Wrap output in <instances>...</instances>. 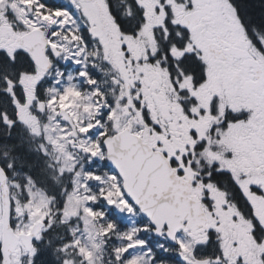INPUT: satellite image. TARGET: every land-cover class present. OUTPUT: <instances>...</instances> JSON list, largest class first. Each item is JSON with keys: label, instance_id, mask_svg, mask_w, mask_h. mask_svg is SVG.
<instances>
[{"label": "flooded vegetation", "instance_id": "flooded-vegetation-1", "mask_svg": "<svg viewBox=\"0 0 264 264\" xmlns=\"http://www.w3.org/2000/svg\"><path fill=\"white\" fill-rule=\"evenodd\" d=\"M34 31L47 40L48 70L34 60L32 36L21 41ZM67 75L71 95L52 93ZM82 109L105 155V140L129 128L198 199L204 217L179 233L190 242L188 264H264V39L252 38L228 0H0V166L11 219L12 179L21 186L28 177L53 204L70 186L71 174L55 176L49 133L65 131L73 158L90 155L75 116ZM115 176L120 201L132 205ZM146 227L152 242L171 246ZM178 245L176 260L187 264ZM22 250L12 264L39 261Z\"/></svg>", "mask_w": 264, "mask_h": 264}, {"label": "rangeland", "instance_id": "rangeland-1", "mask_svg": "<svg viewBox=\"0 0 264 264\" xmlns=\"http://www.w3.org/2000/svg\"><path fill=\"white\" fill-rule=\"evenodd\" d=\"M70 77L71 75H67L65 84L60 82L58 85L56 81L57 87L52 93L59 91L71 95ZM59 96L63 103H67L61 94ZM92 109V116L99 114V105H93ZM75 116L79 121L82 140L90 150V155L84 156L85 158H73L65 150V144L68 142L65 131L56 129L54 125L49 137L57 142L54 157L59 158V166L55 176L57 180H62V175L71 174L70 186L53 204V198L36 187L28 177L21 186L12 179L10 185L15 206L20 212V215L18 212L12 215L14 231L29 232L34 223L45 220L47 223L43 226L42 232L53 222L66 225L69 231L68 240L66 237L60 238V247H56V250L63 253V264H170L154 259L153 246L162 250L165 243L157 244L152 242L150 237L141 239L137 236L139 231L146 232V223L139 221L140 212L127 204L122 197L125 212L115 215V218H118L116 220L111 218L114 195L121 194L120 182L113 172L103 167L105 154L99 147L95 133L97 129H92L93 124L84 122L89 117L85 116L83 109L75 111ZM50 119L55 121L53 118ZM87 128H91L93 133L89 134ZM46 141L50 142V139L46 138ZM18 178H22L21 175ZM64 182L68 184L67 179ZM61 199L63 203L61 202V207L58 208L56 203ZM1 212L0 207V217ZM41 238L42 236L37 237L38 242ZM177 240L178 249L185 252L187 244L190 243L186 235L179 234ZM31 253L32 256H39L41 251L34 247ZM27 255L28 252L24 250L20 253V256Z\"/></svg>", "mask_w": 264, "mask_h": 264}, {"label": "water", "instance_id": "water-1", "mask_svg": "<svg viewBox=\"0 0 264 264\" xmlns=\"http://www.w3.org/2000/svg\"><path fill=\"white\" fill-rule=\"evenodd\" d=\"M31 32L21 38L28 42L32 36L33 44L28 46L33 53L35 62L44 70L50 64L44 55L47 40L41 31L38 36ZM63 120L72 124V119L65 111H61ZM71 135L76 137L74 126ZM106 148V165L115 171L122 179V188L129 201L139 210L153 227V235L162 237L164 233L170 244L176 245V235L185 227L194 228L204 217L200 202L195 196H190L189 188L183 179L179 178L167 159L158 151L153 150L141 138L124 129L108 137L104 142ZM78 148H81L78 146ZM88 153L87 150H84ZM0 189L2 212L0 221V253L2 264H11V254L17 253V246L21 244L29 251L33 247V240L42 228V222L34 223L27 233H16L10 222V198L6 183V175L0 166ZM119 194L115 196L113 207L117 214H123L125 206L119 203ZM167 226V230L163 227ZM163 231V232H161ZM179 257L186 263L188 258L179 253ZM191 264H199L192 262ZM202 264V262H201ZM204 264V263H203Z\"/></svg>", "mask_w": 264, "mask_h": 264}, {"label": "trees", "instance_id": "trees-1", "mask_svg": "<svg viewBox=\"0 0 264 264\" xmlns=\"http://www.w3.org/2000/svg\"><path fill=\"white\" fill-rule=\"evenodd\" d=\"M236 9L238 20L244 25L247 31L250 33L253 39L263 38L264 39V0H228ZM47 192L50 195H56V191L47 188ZM61 202L59 200L56 205L58 208L61 207ZM111 218H115V214H111ZM118 221V220H117ZM116 221V222H117ZM140 222L148 223L143 217L140 216ZM47 223V222H46ZM121 225V223H119ZM119 225V226H120ZM137 234L141 239L147 238V233ZM46 236L41 240L43 245L38 247L41 253L39 261L34 264H63L62 258L63 253L56 250L57 246L60 247V238L66 237L68 240L69 231L66 225L59 222H53L46 230L43 231ZM153 248H155L153 246ZM60 249V248H58ZM166 253H159L154 256L157 261H163V263L177 264L175 248L168 246L165 249ZM2 263L1 253H0V264Z\"/></svg>", "mask_w": 264, "mask_h": 264}]
</instances>
